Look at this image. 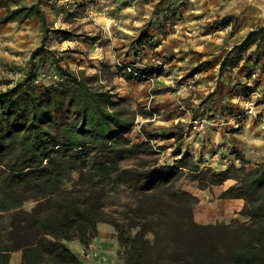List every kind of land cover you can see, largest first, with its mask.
Returning <instances> with one entry per match:
<instances>
[{
	"label": "trees",
	"instance_id": "16d2710c",
	"mask_svg": "<svg viewBox=\"0 0 264 264\" xmlns=\"http://www.w3.org/2000/svg\"><path fill=\"white\" fill-rule=\"evenodd\" d=\"M23 1L0 0L5 7L0 24L35 16L42 32L30 50L28 69L12 84L4 79L0 89V264H9L13 251H20L18 264H80L65 241L89 244L99 221L113 226L127 264H264V165L247 168L238 152L239 165L224 168L200 166L188 152L171 164L158 163L164 146L152 140L174 136L176 154L183 134L149 131L141 124L142 138L128 137L137 115L150 112L140 105L129 109L111 77L118 73L140 81L162 69L131 64V72L115 64V72L105 63L94 72L62 67L45 45V34L52 31L60 40L75 34L49 28L41 0ZM149 37L143 29L139 40ZM262 42L264 24L249 29L225 52L219 74ZM37 56L54 57L58 81L35 82L41 72L33 62ZM126 158L133 161L122 164ZM72 172L78 178L67 187ZM181 176L198 188L232 179L217 197L242 198V218L196 221L197 196L176 184ZM117 185L133 194L122 221L104 211L107 194ZM29 200L33 204L23 207Z\"/></svg>",
	"mask_w": 264,
	"mask_h": 264
},
{
	"label": "crops",
	"instance_id": "0c3cea01",
	"mask_svg": "<svg viewBox=\"0 0 264 264\" xmlns=\"http://www.w3.org/2000/svg\"><path fill=\"white\" fill-rule=\"evenodd\" d=\"M33 1L35 0H24L25 3ZM105 1L109 4L101 7ZM116 1L118 0H94L91 4L88 2L89 5L86 4L85 12L92 17L83 19L80 27L84 28L85 34L98 32V30L100 34L96 33L92 40L84 35L79 40L68 38L59 42L51 39L49 48L54 51L55 56H58L55 49L59 48V43L66 41L65 46L75 42L76 47L83 51L79 52L76 58L81 59L84 56L77 63L72 60V63L68 61L67 64L71 66L74 63L76 67L93 71H99L101 65L107 63L110 69L116 72L115 64L123 60L122 57L125 58L123 62L128 61V64L137 67L150 64L155 56L166 58L169 68L165 72L152 74L151 77L140 81L125 79L117 74L118 77H115L113 81L119 96L133 103L132 109L140 105L145 110L147 98L152 96V107L159 116L155 121H147L143 124L146 130L179 131L183 134L178 144L180 151L176 154L173 152L177 145L174 136H159L152 140L155 145L164 146L161 154L165 159L158 158V163L171 164L181 154L188 152L200 166L224 168L232 162L235 165L239 164L235 154L238 152L246 160L247 168L256 164L264 165V133H261L264 129L259 127V123L257 125L251 123V119L254 118L243 112L234 111V107L226 109L223 112L224 116L210 115L212 110L209 111L207 107L202 108V105L198 103L194 104V98L181 100L182 102L190 101V103L181 104L178 91L172 82L176 74L182 73L189 67L196 76V84L192 89L193 94L206 92L212 88H215V92L232 89V94L225 97V102L232 104L230 101L232 98L237 99L240 95L258 90L259 96L256 103L257 108H261L264 105V42L254 43L241 52V59L235 66L226 68L221 74L218 70L225 52L234 43L239 42L249 29L264 24L263 9L251 0H183L185 4L180 10L181 16L178 19H174L173 22L165 20L159 29L150 23L146 32L154 36L138 42L143 48L140 56H135L127 41L132 34L130 21L141 25L146 24L152 15V9L145 7L140 11L136 3L147 4L152 1L124 0L125 3L130 4H122L119 13L123 19L129 21L118 24L112 27V31L107 32L102 29L108 22V16L105 13H109L110 17H117L116 10H111ZM85 2L87 3V0ZM42 3L41 1L40 6L48 23L51 13ZM103 7L108 10L102 13ZM4 13L5 7L0 6V15ZM37 22V17L31 16L21 23L8 21L0 24V56L14 58L23 50H28L30 53V50L37 44ZM151 39L156 41L152 45H150ZM65 57L60 55L59 62L62 63ZM116 80H118L117 83ZM236 82H244V90L235 91L233 85ZM228 97L230 100L227 99ZM238 102L242 105L241 99ZM184 106L188 107L184 108ZM259 113H264V109ZM137 116L148 117L147 115ZM202 121L204 129L200 130L196 124ZM132 132H134L132 140L142 138V134L135 125L127 133ZM253 145H256L259 151L253 152ZM222 157H224L223 160ZM232 182L233 180L227 179L221 184L206 188L195 186L192 193L197 196V201L192 207V213L196 221L201 223L229 222L236 218L243 199L217 197V194ZM106 228L109 227L104 224L97 226L98 232L92 238V251L89 252V254L95 252L97 255L96 257L92 255L81 257L82 264H127L125 259L118 254L116 236L105 233ZM74 245L78 250L81 244L76 242ZM19 260L20 251H13L9 264H18Z\"/></svg>",
	"mask_w": 264,
	"mask_h": 264
},
{
	"label": "rangeland",
	"instance_id": "374dc122",
	"mask_svg": "<svg viewBox=\"0 0 264 264\" xmlns=\"http://www.w3.org/2000/svg\"><path fill=\"white\" fill-rule=\"evenodd\" d=\"M41 1L43 2L42 5L45 6L46 9H48L49 13H51V14H49L50 20L47 23L49 28H51V29L60 28V29L69 31L70 33L75 34V35H71L69 37V39H74V40L81 39L82 35H84L87 39L89 38L92 40V37L95 36L96 33H99L100 30H98V32L97 31L92 32L91 34H85L84 28L82 26L80 27L81 22L84 21L83 19H90L92 17V16H89L85 12V6L89 5V3L91 4L94 0H87V3L85 2V0H41ZM123 1L124 0L116 1L115 6H114L115 9H114V7L111 8V10L113 9L112 11L116 10L115 15L117 16L116 18L119 20V22H118L119 25L127 23L129 21V20L123 19L119 13V11H121V5L122 4H130L129 2L125 3V1L124 2ZM151 1L152 2H149L147 4L143 3V2L136 3V6L139 7L140 11L144 10L145 7L152 9L151 10L152 15L150 16L148 22H149V25H150V23L156 25V27L158 29L161 25H163L165 20L167 22H173L174 19H178L181 16L180 10H182V6L185 4L183 1H179V0H151ZM103 3L104 4H102L101 7L109 4L108 1H105ZM10 5L13 6L12 4H10ZM107 10H108V8L103 7L101 9V12L103 13L104 11H107ZM105 14H107L106 15V16H108L107 21H109L108 20L110 18V16L108 15L109 13H105ZM130 22L132 24V27H131V31H132L131 33L132 34L129 36L127 41L131 47L133 55L140 56V52H141V49L143 47H140L138 42L140 41L139 38H141V36H142L143 29H144V32L146 34H148L149 36H154V35H150V33L146 32V29L149 26L148 22H146V24H143V25L137 24L133 21H130ZM114 27H116V26H114ZM36 28H37V35H36L37 44L36 45H38L40 42V38L42 36L41 28H40V25L38 22H37ZM110 31H112V28H110ZM58 35H61V34H58ZM57 37H59V36H57L52 31L47 32L45 34V45L47 47H49V43H50L51 39H55V40L61 42L62 40H60ZM154 39L150 40V45H152L154 42H156V41H154ZM65 43H66V41L59 43V45H58L59 48H61V46H63V48H61V49L56 48L55 49V52L58 53V56H60V55L66 56L63 59L62 63L61 62H58V63H61L62 67L68 66V67L73 68V69L83 68V67H76V64L74 65V63H77L81 59L84 58V56L81 57V59L76 58L79 56L78 55L79 52L82 53L83 51H80V48L76 47L75 42H73V44H67L66 46H65ZM2 45H4V42H2ZM147 46H149V44H147ZM149 57H150V55H149ZM121 59L124 60L125 58L122 57ZM53 60H55L53 56L47 57L46 61H41L40 58L37 56L33 59V62H34V65L36 66V70L41 71L40 74L43 72L46 75L47 74L51 75L54 72ZM72 60L75 62L73 64H71V66L69 64H67L68 61H70V63H72L71 62ZM123 60H120V61L123 62ZM157 60H159L161 62V64H157ZM166 61H167L166 58L163 59L162 57H159V56L156 57L155 56V57H153L150 64H146L145 66H147V65L158 66L162 69V72H165L169 68V65L166 64ZM125 62L127 63L128 61H125ZM105 64H107V63H105ZM29 65H30V63H29V51L28 50H23L20 53V55L14 57V58L13 57L12 58H4V57L0 56V89L4 88L6 86V84L3 82L4 79H8L10 81V84H12L16 79H19L22 77V74L28 69ZM84 69L88 72H94L93 70H89L86 68H84ZM117 74L118 73H115L111 77V81L113 84H114V82H113L114 78L118 77ZM176 75L177 76H175V78L173 79L172 82L175 85L174 86L175 89L178 91V95L180 96V101L184 100V99L189 100V99L194 98L195 99L193 101L194 104L198 103V105H202V108L207 107L209 111L212 110V112H211L212 114H210V115L224 116L223 112L226 109H229L230 107H232V108L234 107V111L243 112L245 115H248L247 113L244 112L243 104L241 105V103L238 102V100L241 99L240 97H238L237 99L232 98L231 100H230V97H228L227 99L232 101L231 102L232 104L225 102V97L227 95L232 94V89L231 90H225V91H218L217 90L215 92V88H212L211 90L209 89L206 92H203V91L202 92H195L193 94V90H192L193 87H191L187 90H179V86H178L180 79L183 77H186L188 75H194L193 71L188 67V68H186L185 71H183L182 73L180 72ZM105 76H108L107 72H105ZM54 81H58V79L54 80ZM117 81L118 80H116V83H117ZM244 84H245L244 82H236L233 85V86H235L233 89L235 91L236 90L242 91V90H244V86H243ZM217 89H218V87H217ZM151 101H152V97L149 100L147 98V102L145 104V107H146V105H149L150 107H152ZM124 102H125V105L129 109H132L131 108L133 105L132 102L128 101L126 98H125ZM183 103H190V101H188V102H182L181 101V104H183ZM187 107L188 106H184V108H187ZM189 107H191V106H189ZM184 108H181V109H184ZM263 109H264V105H262L261 108L260 107L257 108V104H256V107H255L256 113L254 115H248V116L254 118V119H251V123H253L255 125H257L259 123V127L262 129H264V113H259V111H262ZM145 110H146V108H145ZM158 116H159L158 113L156 114L155 118H153V119H147V118H142L140 116H137L135 121H141V124L143 125L144 123H147V121H150V122L155 121L158 118ZM196 127L200 130L204 129V122L202 121V123H197ZM133 133L134 132H132L130 134L126 133V135L132 139ZM261 133H264V132L261 131ZM256 148H257V146L253 145V148H252L253 152L259 151ZM158 158L165 159L164 156H162L161 152L159 153ZM221 159L223 160L224 157H222ZM132 161L133 160L131 158H126L121 163L127 164V163H131ZM77 178H78V174L76 172H72L70 174L69 178L66 180L64 185L69 187L72 184V182L75 181ZM230 180L232 181V179H230ZM176 184L181 186L182 188H186L190 192L194 191L195 186H196L195 182H189L183 176H181L177 180ZM132 200H133V194L131 192H129L128 190H126L123 185L115 186V189L110 191L106 197V203H105V207H104L106 217L115 218L118 221H122V219H123L122 218V211L125 209V204L127 202H131ZM32 204H33V201L29 200V201H26L23 203V207L29 208ZM214 206H216V204H214ZM241 218H242V216L238 213V215L236 216L235 219H241ZM101 224H104V225H106V227H109V228H106L104 230L105 233L107 232L111 235H115V230L110 223L104 222V221H99L97 223V226L101 225ZM130 231H131V233L133 232V230H130ZM76 242L80 243L76 238H71V239L65 241L67 246L78 257L79 260L82 259L81 257H86L87 255H92V256L96 257L97 254L95 252L94 253L92 252V254H89V252L92 251L91 250L92 239L90 240L89 244H87V245H83L80 243L81 245L78 248V250L75 248V245H74V243H76ZM117 250L119 251L120 257L124 258L123 251L120 250L119 246H118ZM80 264H82L81 260H80Z\"/></svg>",
	"mask_w": 264,
	"mask_h": 264
},
{
	"label": "built area",
	"instance_id": "2783aa9c",
	"mask_svg": "<svg viewBox=\"0 0 264 264\" xmlns=\"http://www.w3.org/2000/svg\"><path fill=\"white\" fill-rule=\"evenodd\" d=\"M119 20L116 17H110L108 23H106L102 29L109 32L110 28L117 26L118 25ZM117 65H120L122 67V70L124 71H131L133 72V68L132 65L126 63V62H121V61H117L116 62ZM157 64H161V62L159 60H157ZM135 66V65H134ZM152 76V75H151ZM148 76L147 78L151 77ZM58 79V75L53 73V74H45V73H41L39 74L38 78L35 80V82L37 83H48V82H54V80ZM196 84V77L195 75H188L186 77H183L180 79L179 81V90H187L191 87H193ZM259 96V92L258 90H252L249 93L245 94V95H240L239 97L242 100V104H243V108H244V112L247 113L248 115H254L256 113L255 107H256V100ZM152 96L150 95L148 97V100L151 98ZM146 110L150 112V114L148 115L147 119H153L155 118L157 112L150 107L149 105H146ZM137 126V129L140 131V125H141V121H135V124Z\"/></svg>",
	"mask_w": 264,
	"mask_h": 264
},
{
	"label": "water",
	"instance_id": "95a60500",
	"mask_svg": "<svg viewBox=\"0 0 264 264\" xmlns=\"http://www.w3.org/2000/svg\"><path fill=\"white\" fill-rule=\"evenodd\" d=\"M251 1L257 4L258 6H260L264 11V0H251Z\"/></svg>",
	"mask_w": 264,
	"mask_h": 264
}]
</instances>
